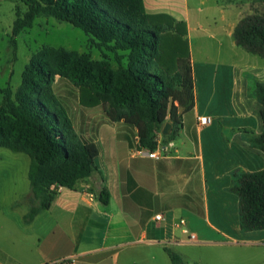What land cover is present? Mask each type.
Wrapping results in <instances>:
<instances>
[{"label": "crops", "instance_id": "crops-1", "mask_svg": "<svg viewBox=\"0 0 264 264\" xmlns=\"http://www.w3.org/2000/svg\"><path fill=\"white\" fill-rule=\"evenodd\" d=\"M191 1L143 0L146 13L185 22L194 78V106L183 115L175 138L162 143L159 135L157 159L138 154L142 148L135 131L110 122L102 108L78 104L70 117L76 132L98 147L95 169L72 189L56 188L49 208L25 221L29 157L0 148V264H140L131 257L139 244L172 249L185 243L187 234L177 224L181 218L196 240H237L241 231L232 179L264 168V153L248 143L251 132L262 131V107L247 95L249 85L264 83V58L245 51L246 63L223 64L208 55L205 39L221 50L222 35L238 49L233 30L242 11L232 0ZM206 3L219 9L220 23L212 28L198 18ZM194 39L201 55L194 53ZM198 116L212 121L199 126ZM102 188L109 194L107 205L98 199ZM248 243L264 246V230L248 232Z\"/></svg>", "mask_w": 264, "mask_h": 264}, {"label": "trees", "instance_id": "trees-1", "mask_svg": "<svg viewBox=\"0 0 264 264\" xmlns=\"http://www.w3.org/2000/svg\"><path fill=\"white\" fill-rule=\"evenodd\" d=\"M264 1V0H262ZM26 6L12 23L10 43L33 26L39 16L65 22L88 35L100 51L112 53L117 68L105 60L63 48L44 47L25 65L16 90L0 89V148L29 157L30 209L34 216L49 208L56 188L72 189L95 169L99 150L95 142L75 130L66 106L57 98L55 77L66 79L78 91L84 107L101 106L112 123L135 131L137 147L155 152L165 123L175 138L182 117L194 106V78L186 38V24L166 13L148 14L143 0H22ZM233 37L238 47L264 58V14L245 15ZM125 60L123 63L122 60ZM247 95L260 105L262 131L251 132L248 143L264 153V83L248 86ZM129 140L130 137L125 135ZM231 193L238 198L241 232L264 230V168L238 172ZM108 204L106 188L98 192ZM173 264H185L165 247Z\"/></svg>", "mask_w": 264, "mask_h": 264}, {"label": "rangeland", "instance_id": "rangeland-1", "mask_svg": "<svg viewBox=\"0 0 264 264\" xmlns=\"http://www.w3.org/2000/svg\"><path fill=\"white\" fill-rule=\"evenodd\" d=\"M232 1L233 5L238 6V11H242L241 18L245 15L264 14V1L262 0ZM193 3L190 0V4ZM201 8L202 12L198 15L200 23L211 28L215 22L219 25L218 8L209 3L201 6ZM25 9L26 6L22 0H0V89L8 86L12 92H16L21 83V75L25 65L37 51L44 47L63 48L79 54H88L90 59L94 61L105 60L111 64L113 69L117 68L116 58L112 53L100 51L84 32L51 17L39 16L36 18L31 28L23 30L16 36V44L13 46L10 43L12 23L16 17V11L18 10L22 14ZM191 11L194 10L191 9ZM220 41L222 48L216 50V43L205 39L206 44L209 45L208 55H215V58L221 59L223 64L234 60L239 61V63H246L242 58L244 49L238 47L234 51L229 46L225 35L220 36ZM193 45H196V50H194L195 48L193 50L197 55V49H201L198 48L196 39L193 40ZM248 56L252 55L248 53ZM249 60L252 63L258 62L253 59ZM122 62L124 63L125 60L123 59ZM53 89L57 98L66 106L70 116H72L79 104L77 89L66 79L58 76L55 77ZM1 100L2 94L0 92V102ZM97 107L101 108V106ZM117 123L120 124L121 122ZM234 237L237 240L231 239L229 242L216 243L211 242L213 239L211 236H205L204 239L197 238L195 242L186 240L182 246L177 248L171 246L172 249L170 250L177 253L185 264H264V246L248 243V232L235 234ZM131 257L140 264H173L164 249L156 246L147 247L139 244Z\"/></svg>", "mask_w": 264, "mask_h": 264}, {"label": "built area", "instance_id": "built-area-1", "mask_svg": "<svg viewBox=\"0 0 264 264\" xmlns=\"http://www.w3.org/2000/svg\"><path fill=\"white\" fill-rule=\"evenodd\" d=\"M211 117H209V116H198L197 117V124L199 125V126H206V125H208V124H210L211 123ZM145 150L147 151V152H145ZM138 154H146L148 157H150V158H155V159H157L158 158V155L155 153V152H151V151H149L148 149H144V148H142V150L140 149V150H137L136 151ZM160 218H161V215L160 214H158V215H156L155 216V219L156 220H160ZM178 225H180L181 227H182V231L185 233V234H187V240L188 241H190V242H195L196 241V237H195V235L194 234H192V233H190L189 231H188V229H187V226H186V220L185 219H179V221H178V223H177ZM70 263V261L69 260H58V261H56V262H53L52 264H69Z\"/></svg>", "mask_w": 264, "mask_h": 264}, {"label": "water", "instance_id": "water-1", "mask_svg": "<svg viewBox=\"0 0 264 264\" xmlns=\"http://www.w3.org/2000/svg\"><path fill=\"white\" fill-rule=\"evenodd\" d=\"M169 128H170V124H169L168 122L165 123L164 126H163V129H162V134H163V135L167 134Z\"/></svg>", "mask_w": 264, "mask_h": 264}]
</instances>
